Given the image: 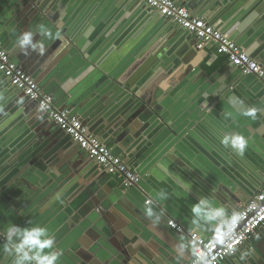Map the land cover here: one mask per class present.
I'll use <instances>...</instances> for the list:
<instances>
[{
  "label": "crops",
  "instance_id": "1",
  "mask_svg": "<svg viewBox=\"0 0 264 264\" xmlns=\"http://www.w3.org/2000/svg\"><path fill=\"white\" fill-rule=\"evenodd\" d=\"M1 1L0 7L1 5L3 7ZM122 1L112 0L109 10L104 15V3L96 0H54V4L53 1L50 2L51 8L52 6H56L57 12L60 15L58 18L61 20L59 22H63L64 26L75 23L80 16L85 15L87 16L82 21V25H84L83 32L88 31L90 26H94V32H90L88 37L91 42L85 48V52L87 53H82L88 55V58H91L94 63H89L87 62V58H84L82 61L85 60L86 64H89V67L85 63L80 66L81 61L76 60V62H73L68 59L66 63L68 64L67 67L66 64L64 65L68 70L76 67L79 72L83 70L84 72L76 79L71 74L63 77L65 79L63 88L70 89L73 93L81 95L79 103L73 109L80 120L81 117L77 113L86 114V110L90 109L94 104L104 106L113 102V109L122 106L126 108L128 102L132 101L133 95L123 85H120L117 82V78L114 77H118L117 75L119 74L118 78L124 79V84H127L139 68L140 63L135 65V60H138L135 57L136 55L144 54L148 49H151V46L165 41H174V45L171 47L172 49L164 46L162 51L157 52L160 53L161 61H164L163 57L165 55L170 58L167 61H172L174 58L184 57L186 53L190 52L192 54L191 51L196 52V58H193L196 69L189 71L187 75L182 77L179 75L181 71L171 75L175 78V82L177 83L175 89L177 90H173L175 94L168 95L171 99H168L166 102L168 108L165 109L171 108V111L170 113L167 111V123L155 122L153 127L145 131L147 125L139 122L135 131L128 133L122 139L119 138V132L115 133L117 132L115 129H111V131H100L98 129L96 131L98 133L94 135L98 136L114 154L121 157L130 168L141 160L148 167L146 174L154 175L156 172L158 177L161 178L160 181L157 179L160 187L152 183L150 179H147L146 175L144 178H141L138 189L145 196L135 188L123 190V194L127 193L126 200L129 203L131 202L135 206L140 205L144 197L145 199H154L157 192H165L166 190L168 194L167 200L157 203L161 205L169 218L179 224L185 232L197 231L205 237H210V232L197 230L191 223L192 215L189 210H191V204L196 203L195 201L190 198L183 206H180L174 199L171 200L170 193L172 192L178 197L181 188L164 173V170L172 171L177 177L178 175H182V179L186 178L190 182V185L193 184L208 198L218 200L229 211L233 209L238 211L263 186L264 181L257 191L254 192L261 182L259 173L248 169L246 164L241 163L235 158V155L228 153L222 146H215L213 144L216 138L220 140L217 135L219 134V129L216 127V121L213 120L214 114L211 110L210 112L205 111V107H207L205 104L211 102L209 105H219L222 103L227 117L235 115L234 110H232L233 108H230V105L224 102L223 95L218 102L212 100L210 97L207 98L208 94H218L219 84L217 80L223 78L222 69L228 67L230 63L225 56L217 55L213 46H206L208 48L205 47V49L200 50L193 48L191 45V41L194 39L193 36L184 33L172 23L164 20L161 25L157 24V18L153 16V13L148 11V7L141 0H129L126 4L122 3ZM188 1L189 8L187 4L183 3L184 0H174L175 3L186 7L193 17L205 20L241 46L250 57L253 55L250 53V48L253 45H258V48L264 45V17H262L264 12L257 11L260 10L262 3L264 4L263 0H224L226 1V5L228 4L226 7L221 5L219 0ZM57 3H61L62 6L58 7ZM87 9L90 10L87 11ZM85 10L87 12L83 14ZM10 12L8 9L0 10V25H5L3 28L0 27V42L2 43L8 39L7 36L9 34L7 31L12 32L13 29L14 23L13 18H10L12 15ZM109 15H111L112 21L104 22L103 20H106ZM37 37L42 39L38 35ZM145 37H149L150 40L141 49V45H143L142 39ZM81 41V45L85 46L87 40L81 39ZM122 42H124V45ZM45 43L50 48L51 41H45ZM147 46L148 48L146 49ZM139 49H141L140 52H138ZM77 51L81 54L80 50ZM198 57L200 58L198 59ZM257 57L264 58V49ZM254 60L257 61L255 58ZM111 65L113 67L109 69ZM108 70L111 73H108ZM57 87L58 84L55 89L51 86H46L45 88L50 92L49 94L56 97L59 91L56 90ZM45 88L43 90H46ZM199 91L202 94V98L205 99V107L200 104L203 100L201 97L197 100ZM260 91L263 94L261 101H264V90L261 88ZM184 95L186 98L188 97L192 109L189 111L190 114L188 113L187 117L180 119L176 112L178 109L184 110V106L176 107L174 102H177ZM14 96L15 94L11 92V87L0 78V114H2L0 116V192L6 196L11 195L7 191L6 185L9 184V181L11 182L12 175L16 172V170L12 171V169L18 167L20 164L24 165L28 158L33 160L41 152L39 151L41 146L43 144L48 145L46 143L47 137L42 138L39 136L38 138V135L42 133H37L38 130L28 129V126L31 128L34 124L28 121L27 125H25L23 123L25 118L20 119L19 117L20 112L17 111L15 113L14 110L12 114L9 113L7 116L1 113ZM237 96L244 98L240 95ZM173 104L174 106H171ZM198 106L202 111H200L201 109ZM194 108L195 110H193ZM126 110L124 109L123 113ZM30 115L42 116L41 112L36 108L30 112ZM240 119L232 120L239 130L243 129L240 123L243 119ZM38 120L36 119V121ZM48 123L52 124L50 121ZM137 134L138 136L135 138ZM66 140L69 139L67 138ZM6 150L8 156H3ZM10 160H13V163H10ZM92 165V170L82 177L76 178L77 176H74L73 179L72 177L70 179L66 178L63 182L64 184L59 182L63 186L50 191L49 196L37 188L32 194L33 196L38 194L34 199L35 201L25 200L26 205L19 203V199L21 200L20 196L22 195L18 196L14 193L17 196L15 198L12 197L9 202L4 200L0 195V207L5 208H0V225L2 220L5 222L12 220L13 222L17 221L15 225L20 227L29 226V221L35 222L36 225L47 227L50 234L55 237V250L60 251L62 253L61 257L65 256L67 258L65 259L66 261H71L70 263H65L60 258V264H76V262L82 261L85 257H79L78 254L80 253L86 256L89 263L93 261L97 262L100 258L107 260V256L104 253L110 255L109 251L113 250L110 243H108L107 248H103V254L101 256L97 255L98 257L96 256L97 253L95 255H87L81 251L84 249V245H88L92 241L94 242L90 234H96L98 230L93 228V224L86 226L85 229L81 228L80 224H82V221H74V217L76 219H84L85 217V220H91L96 217L95 209L90 212L88 211L87 214L85 213L82 216L81 213L85 206L78 208L79 202L84 200L86 196V194H83L86 189L85 186L90 184L88 176L90 173L97 172L99 174L100 171L96 170L97 166ZM7 174L8 176H6ZM116 182H118L116 178L106 174L99 184L103 188H111L108 192H113V189L117 187ZM51 186L50 184L46 189H49ZM56 192H61L62 197L61 200L53 203L56 201L53 199ZM42 195H45L44 198L41 197ZM86 197L84 203L93 205V201L89 199L90 197ZM11 202L17 204V209L10 205ZM25 202L23 201V203ZM52 203L55 205L52 206ZM58 203H61L63 208L59 206L55 207ZM121 204L126 208L128 207L124 202ZM123 206L117 205L116 209H113L114 212L112 214L117 218L120 217L121 213L126 211ZM19 210L22 212L20 213ZM13 222H9L7 226H10ZM7 226L3 229L0 227L1 231L4 232ZM257 233L261 236L260 240L255 238ZM98 234L102 235L101 232H98ZM176 235L178 236V234ZM3 243L0 242V264H11V258L3 252ZM241 247H253L255 253L258 252V248L263 249L264 226L259 228ZM189 253H191L190 248H187L181 258L178 247L171 250V255H169L172 259L171 264H182L189 258ZM238 256L239 253H236L235 256H230L222 264H240ZM72 257L73 259H71ZM250 260H253V258H250ZM249 261L248 263L251 264ZM101 264H103L102 261Z\"/></svg>",
  "mask_w": 264,
  "mask_h": 264
},
{
  "label": "water",
  "instance_id": "2",
  "mask_svg": "<svg viewBox=\"0 0 264 264\" xmlns=\"http://www.w3.org/2000/svg\"><path fill=\"white\" fill-rule=\"evenodd\" d=\"M52 1L54 4V0L1 1L3 7L1 5L0 10L8 9L11 11L10 14L12 15L10 18H13L14 24L12 27V32L7 31L9 34L7 36L8 39H6L7 41L4 43L0 42V47H2L11 55L13 61L19 65L25 73L35 79L42 90L46 86H51L55 89L58 84L56 89L59 90L57 92V98L49 94L50 92H48L46 88V90H43L44 93L53 97V102L57 107L67 110L70 112V115H76V112L73 109H75L77 106L76 104L79 103L81 95L73 93V91L70 89L63 88V83L65 80L63 77L71 74V76L76 79L84 72V70L79 72L78 68L76 67L73 69L70 68L68 70L66 68L68 65L66 64L68 59L73 62H76V60L81 61L79 64L80 66L81 64L85 63V65L89 67V64H86L87 62L94 63L91 58H88V55L82 54L86 50V45L91 42L88 37L90 32H94V26H90L88 31L86 30L83 32L84 25H82V21L87 15L82 17L80 16L75 21V23L64 26L63 22H59L61 20L58 18L60 15L57 12L56 6H52V8L50 7V2ZM96 1L104 3V15V13L109 10L112 0ZM128 1L129 0H123L122 3L126 4ZM187 1L188 0H184L183 3L187 4L189 8V1ZM219 1L220 4L225 7L228 5H226V1L224 0ZM56 5H58V7L62 6L61 3H57ZM89 10L90 9H87V11ZM87 11L85 10L83 14H85ZM148 11L153 13V16L157 18V24L161 25L164 22V19L152 9L148 8ZM257 11L262 13L264 12L263 3L260 10ZM262 17H264V14ZM103 21L111 22V15H109L107 19ZM38 25H44L51 28L53 31L56 30L57 26H61L63 31V39L51 41V46L50 48L47 47L48 51L43 57L38 56L35 53H32L27 57L21 55L20 49L16 47L17 37L23 31L31 30L35 32ZM4 26L5 25H0L1 28ZM183 32L189 34L186 31ZM34 39L39 40V37L35 36ZM81 39L87 40L85 46L81 45ZM149 40V37L142 39L143 45H141V49H143L142 47H144ZM196 43V39L191 41V45L195 49H197ZM122 44L124 45V42H122ZM173 45L174 41L159 42L157 45L151 46V49H148L145 52L146 54L144 53L141 55H136L135 57L138 58V60H135L136 58L134 59L135 65L140 63L139 68L134 74L133 78L129 79L127 84H124V79L118 78L119 74L117 75L118 77H114L117 78V82H119L120 85H123L133 95L132 101L128 102L126 108L122 106L120 108L113 109V102H111V104H106L104 106L94 104L90 109L86 110V114L77 113L81 117L83 124L89 129L91 133H98L96 132L98 129H100V131H111V129H115L117 130L115 133L119 132V138L122 139L125 138L128 133L135 131V128L137 125H139V122L147 125L145 127V131L153 127L155 122L167 123V111L170 113L171 108H169L170 110L165 109L168 108L166 106V102L168 99H171L168 95L175 94L173 90L177 84L175 82V78L171 75L175 72L181 71L179 75L182 77L187 75L189 71L196 69V65L193 61V58H196V52L193 51H191L192 54L190 52L186 53L184 57H177L172 61H167L170 60V58L169 56L165 55L166 57H163L164 61H161V57L159 56L160 53L157 52L162 51L164 46H167V48L170 47V49H172L171 47ZM147 48L148 46L146 49ZM262 48L264 49V45L262 47L259 46V48L258 45H253L250 48V53L253 54L250 58H255L258 63L264 67V58L257 57L263 51ZM141 49H139L138 52H140ZM77 50H80L82 55ZM84 58H87L88 61H82ZM199 58L200 57H198V59ZM65 64L66 67L64 66ZM111 67H113V65H111L109 69ZM222 72L223 78L221 80H217L219 84L218 94H208L207 98L210 97L212 100H216V102H218L220 101V97L223 95L224 102L229 104L230 108H233L232 110H234L236 116L230 115V117H227L222 103L219 105H209V103H211L209 102L208 104H205V106H207L205 107V99L202 98L200 91L198 92L199 96L197 97V100H199L201 97L203 100L200 104L205 107V111L210 112L211 110V112L214 114L213 120L216 121V127L219 129V134L217 135L219 136L220 140L222 138V133H237L244 135L248 139V147L246 148L242 157L238 156L234 151L232 153L231 149L222 146L220 140L217 138L213 144L215 146H222L228 153L235 155L237 160L246 164L248 169H252V171L259 173L261 182L259 183V186L255 188L254 192H256L264 181V112L259 113L255 120L245 118L241 115V113L249 107H264V101H261L263 94L260 91L261 88L264 90V84L254 75L241 74L240 71L231 64L228 67L222 69ZM108 73L111 72L108 70ZM0 78H2V80H4L6 84L11 87V92L15 94L12 101H10V103L4 107V110L1 113L7 116L9 113L12 114L14 110L15 113L17 111L20 112L19 117L20 119L25 118L23 122L25 125H27L28 121L34 124V126L31 128L28 126V129L38 130L37 133H42L38 135V138L39 136L42 138L47 137L46 143H48V145L43 144L41 148L39 147V151L41 152L38 153V155H36L33 160L28 158L24 165L20 164L18 167L12 169V171L16 170V172L12 175L13 178L11 182L9 181V184L6 185V189L11 195L6 196L0 192V195L2 198H4V200L9 202L11 201L10 199L12 197L15 198L17 195H22L20 196L21 200L19 199V203L26 205L25 200L32 202L35 201L34 199L38 194L35 196L32 194L33 191L37 190V188L39 191L49 196L50 191L63 186L59 182L63 183L66 178L70 179L72 177L73 179L74 176H77L76 178H80L92 170V164H94L95 167L97 166L94 161L91 160L75 142H73L69 135L60 130L55 124L48 123L49 119L45 112L41 113L43 119L38 118L40 114L38 116H31L30 112L34 108L39 109L37 103L34 100L26 97L22 92L15 90V88L10 85L8 80L1 73ZM145 92L147 93L144 94ZM237 95L243 96L244 98H239ZM174 104L176 107H186H183L184 110H177L176 113L180 119L187 117L190 114L189 111L192 109V106L190 107L189 99L188 97L186 98L185 95L181 96L177 102H174ZM174 104L171 106H174ZM124 109H127V112L125 111L123 113ZM199 109L201 108L199 107ZM193 110H195V108ZM200 111H202V109ZM0 116H2V114H0ZM240 118L243 119V121ZM36 119L39 120L36 121ZM238 119L241 120L240 123L243 126V129L239 130V128L232 121ZM125 127L127 128L125 129ZM137 136L138 134L135 136V138H137ZM67 138L69 140H66ZM3 156H8L7 150L3 153ZM10 161V163H13V160ZM131 169H134L135 173H137L141 178H144L146 175L147 179H150L152 183H155L160 187L158 180L160 181L161 178L158 177L156 172L154 175L146 174L148 167H146L144 162L141 160H139L138 163L133 164ZM96 170H99L98 166ZM164 173L169 178L174 180L175 183H177L181 188V192L179 193L178 197L176 194L169 192L171 200L174 199L175 202H177V204L180 206H183V204L190 198L197 202L200 197H207L206 195L202 194V192H200L199 189L193 184L190 185V182L186 178L182 179V175H178L177 177V175L175 176V174L172 171L170 172V170H164ZM99 174H97V172L90 173L88 176L90 179V184L85 186L86 189L83 192V194H86V196L90 197L89 199L93 201V205L84 203L85 199L87 198L86 196L84 200H81L78 204V208L85 206L81 213L82 216L85 213L87 214L88 211L90 212L95 209L96 217L92 218L91 220H85V217L84 219H76V217H74V221H82V224H80L81 228L85 229L86 226L93 224V228L98 230L96 234H90L91 239H93L94 242L92 241V243L84 245V249L81 251L87 255H95L97 253L96 256H101L104 251L103 248H107L108 243H110L113 247V250L109 251L110 255L104 253V255L107 256V260L100 258L103 264H171L172 259L169 256L171 255V250L175 249L176 247L179 248L181 243L189 242L188 232L178 234L177 236V233L168 226V223L171 219L165 211L160 222L158 224H153L152 218H149L145 215V208L147 206L146 201H148L149 198L145 199L144 197V203L142 202L140 205H132L131 202L129 203L128 200H126L127 193H122L123 189L119 182H116V189H113V192L110 191V193L108 191L111 188H103V186L99 184L106 174L104 172L101 173L100 171ZM6 176H8V174ZM50 184L52 186L49 189H46V187ZM231 187L233 188L232 185ZM133 188L138 189V186ZM138 191L145 196V194L140 189H138ZM14 193L17 195H14ZM45 195H42L41 197L44 198ZM250 195L252 196V194ZM23 201L25 203H23ZM215 201L217 204H220L218 200ZM55 202H57V200L53 203ZM122 202L128 206V209L121 204ZM53 203L52 206L55 205ZM114 204L115 206H113ZM10 205L17 209V204H13L11 202ZM117 205L123 206V208L126 210L123 211L118 218L112 214V212H114L113 209H116L115 207ZM58 206L63 208L61 203H58L55 207ZM153 207L154 210L159 214V210L162 208L161 205L156 203L153 205ZM0 208L5 209L4 207ZM189 211L191 212V210ZM19 212L21 213L22 211L19 210ZM9 222L13 221L8 220V222H5L2 220L0 227L3 229L9 225ZM16 223L17 221L13 222V224ZM28 223L29 226L26 227H32L36 225L33 221H29ZM6 229H4V232L0 229L1 243H5L4 233L6 232ZM98 232H101L102 235L98 234ZM258 252L255 253L254 257H252L253 260L249 261L251 264H264V248H258ZM80 254H78L79 257H85L82 259L84 262L80 261L76 262V264H101L100 260L89 263L86 256L82 253ZM60 258L65 263L71 262L69 260L66 261L65 259L67 258L65 256H60ZM60 258L58 264H60ZM190 258L191 253H189V258L186 261H188ZM71 259H73V257Z\"/></svg>",
  "mask_w": 264,
  "mask_h": 264
},
{
  "label": "built area",
  "instance_id": "3",
  "mask_svg": "<svg viewBox=\"0 0 264 264\" xmlns=\"http://www.w3.org/2000/svg\"><path fill=\"white\" fill-rule=\"evenodd\" d=\"M141 1L161 18L193 36L197 41V49L213 46L215 53L225 56L228 62L236 67L241 74L254 75L264 84V68L257 61L251 59L241 46L208 22L193 17L186 7L172 0ZM0 73L15 90L34 100L38 107L46 98H51L50 109L45 112L49 121L69 135L79 148L94 161L101 172L116 178L123 190L139 185L141 177L121 157L115 155L98 136L91 133L78 116L70 115L67 110L57 107L52 96L44 93L35 79L25 73L2 47H0ZM238 211L241 213V220L236 227V231L243 232L246 235L247 238L243 242L244 244L259 228L264 226V219H261V217H264V184ZM168 226L177 234L185 232L173 220L169 221ZM249 228H251V231H248ZM188 240L191 258L183 264H192V244L196 245L198 251L204 247H210L213 255L222 251L220 245H212L209 237H205L197 231L188 232ZM242 245H237V247L240 248ZM229 257L225 256L221 264Z\"/></svg>",
  "mask_w": 264,
  "mask_h": 264
},
{
  "label": "clouds",
  "instance_id": "4",
  "mask_svg": "<svg viewBox=\"0 0 264 264\" xmlns=\"http://www.w3.org/2000/svg\"><path fill=\"white\" fill-rule=\"evenodd\" d=\"M42 39H34L35 36ZM63 39L61 26H57L53 31L44 25H38L36 31H23L16 41V47L20 49V54L30 56L35 53L43 57L48 48L45 41H58ZM51 98H46L39 105L41 113L50 109ZM264 112V107H249L241 115L250 120H255L257 115ZM43 119V116L39 117ZM220 143L225 148L234 151L238 156H243L248 147V139L244 135L237 133H224ZM62 193L56 192L53 199L61 200ZM168 194L164 191L156 193L154 199L146 201L145 215L152 218L153 224H158L164 215L163 208H160L159 214L154 210L153 205L159 201H165ZM192 225L197 230H204L211 233L209 239L212 245H220L221 252L212 254L210 247H204L197 250L196 245L192 244V264H221L225 256H235L239 253L238 261L240 264H248L250 258L255 256L253 247L238 248L246 240L243 232H237L236 227L241 220V213L235 209L229 211L224 204H217L215 200L208 197H200L196 203L191 206ZM264 219V217H261ZM251 231V228L248 229ZM5 243L3 252L11 258V264H58L62 253L55 250V237L50 234L49 229L44 226L20 227L12 224L7 227L4 233ZM257 240L261 239L259 233L256 234ZM190 245L181 243L179 251L181 258L183 253Z\"/></svg>",
  "mask_w": 264,
  "mask_h": 264
}]
</instances>
